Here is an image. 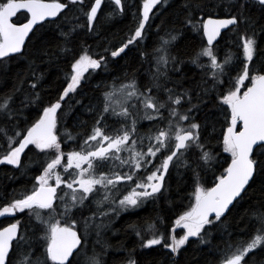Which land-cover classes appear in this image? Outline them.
<instances>
[{
    "label": "snow or ice",
    "instance_id": "snow-or-ice-1",
    "mask_svg": "<svg viewBox=\"0 0 264 264\" xmlns=\"http://www.w3.org/2000/svg\"><path fill=\"white\" fill-rule=\"evenodd\" d=\"M83 2L0 0V64L13 59L12 54L24 55L26 41L28 45L33 43L41 22L56 24V19L71 10L70 5ZM103 3L104 0H93L84 13L89 33L93 32ZM111 3L113 11L108 13L109 17L123 13V0H111ZM166 4L168 0H142V14L130 37L115 50L104 51L115 58L130 45H140L153 27L149 21L160 15ZM256 6L259 15L254 17L251 9ZM179 7L180 23L198 34L202 41L201 47L190 57V63L202 70L200 81L186 88L182 79L174 80L169 76V72L183 71L184 61L172 53L181 31L175 26L165 28L162 21L155 26L157 39L151 53L141 52L145 61L151 56L148 62L154 71L150 82L141 88L133 77L119 85L104 84L107 90L101 93L100 103L85 109L93 116L87 134H73L64 128L63 139L75 145L73 150L63 151L61 137L57 135L58 124L66 116L63 105L67 104L70 94L75 95L78 89L82 91L92 73L98 69L106 71L108 67L105 56L95 53L90 45L81 43L78 53L69 46L73 34L85 25L68 20L71 26L66 32L60 30L55 47L40 41L41 46L33 53L41 64L56 61L58 54L70 57L66 86L57 98L44 104L36 91L44 74L38 72L40 65L35 60L29 62L26 75L17 73L19 79L13 89L0 95V120L13 122L11 135L7 127H0L7 145L0 164L6 162L21 167L22 154L29 146L46 157L52 154L38 169L40 174L33 177L31 191L0 208V216L28 214L30 222L33 219L39 222L32 227L31 223L22 226L17 220L0 228V264H80V256L86 254L89 228L104 227L103 220L97 223L101 217L133 211L148 201L155 203L167 191L165 178L170 175V167H183L192 172L194 203L175 220V225L186 231L179 237L170 235L166 240L157 226V222L163 223L162 218L133 225L136 236L141 239V248L164 242V248L178 255L190 238H197L201 244L208 243L205 237L211 234V229L221 224L231 208L248 196L258 177L261 179L260 202H264V49L258 44V34L264 33V22H261L264 0H182ZM218 8L222 14L217 12ZM22 9L27 10L30 18L13 23V17ZM56 26L59 29V25ZM161 29L163 36L159 35ZM222 31L231 39L221 56L217 45L224 39ZM233 46L242 58L232 52ZM233 72L237 73L235 77L231 75ZM25 80L31 92L23 91ZM169 83L173 87H167ZM161 91L166 95L164 100L160 99ZM17 94L23 97L19 105L16 104ZM213 101L223 109V123L227 127L221 133L222 144L223 150L231 154V162L214 186L205 187L200 183V172L211 171L216 163L210 137L216 123L220 122L211 115L216 109L207 108ZM205 108L207 113L203 119H198ZM25 111L34 116L26 117ZM110 120L114 123H109ZM139 120L152 121L155 130L150 128L142 134L137 130ZM86 124L78 120L75 126ZM193 150L194 158L190 159ZM105 166L107 171L103 170ZM23 167H31V161ZM125 167L128 171H116ZM125 185L129 187L122 193L120 189ZM97 195L99 199L95 198ZM89 197L93 198L91 204L96 211L87 217L77 215L87 207L85 201ZM246 215L255 218L259 227L242 245L227 239L219 264H249L246 260L249 253L264 245V207ZM100 255L93 250L92 256L87 257L88 264H102ZM128 264H136L135 259H130Z\"/></svg>",
    "mask_w": 264,
    "mask_h": 264
},
{
    "label": "trees",
    "instance_id": "trees-1",
    "mask_svg": "<svg viewBox=\"0 0 264 264\" xmlns=\"http://www.w3.org/2000/svg\"><path fill=\"white\" fill-rule=\"evenodd\" d=\"M61 2H64V0H61ZM181 3L182 0H170L160 10V15L149 21L153 27L148 32V38L140 45H130L125 50V53L115 58L111 57L109 52L104 51V49H109V51L115 50V48L119 47L129 38L128 35L132 34L140 18V12L142 11L141 1L125 0V10L123 13L102 18L101 14L107 4V2H104L98 19L94 23L92 33L87 31V21L83 11H80L74 5H70L71 10H66L60 18L56 19V24L46 21L41 23L42 26L36 28V37H33L32 44L28 45L26 42L27 51L23 56L19 54L14 55L13 59L5 60L3 64H0V95L10 92L19 79L17 73H20L22 76L26 75L29 62L35 60L40 65L38 72L44 74L43 80L37 86L36 91L40 93L44 104L57 98L63 87L66 86L65 77L70 71V57L66 58L64 55L58 54L56 61L41 64L40 60L36 59L33 53H35L36 48L41 46L40 41H45L50 46L55 47L59 42L60 30L66 32L71 26L67 22L68 20L85 25L83 29H78L73 34L72 43L69 46L73 48L74 52L78 53L81 48V43L90 45L95 53L105 56L108 60V67L106 71L98 69V71L91 74L87 83L83 84L82 91L78 89L75 95L70 94V97L66 98L68 101L67 104L63 105L66 116L58 124L57 135L61 137L63 151L68 152L73 150L75 145L71 142H65L63 139L64 128H67L73 134H87L93 124V116L87 113L85 109L89 105L100 103L101 93L107 90L103 87L104 84L110 85L112 83L127 82L133 77L141 84V88L150 82V74L154 71L153 65L148 62L151 61V56L149 55L148 61H145L141 57V52L151 53L154 41L157 39V29L155 26L160 25L162 21L164 22L165 28L175 26L181 31L180 37L176 40L172 48V53L184 61L182 65L183 71L181 73L169 72V76L174 80L182 79L184 87L186 88L200 81L203 73L201 69L190 63V57L201 47L202 41L198 34L191 32L189 27L180 23L182 13L179 5ZM217 12L222 14L219 8ZM251 13L254 17L258 16V6L253 7ZM27 18L28 14L23 12L17 15L14 21L15 23H20ZM75 18H78V21ZM261 22H264V20ZM57 24L59 25V29L56 26ZM159 35H164L163 29L160 30ZM222 36H224V39L217 46L219 50L230 46L227 41L231 37L225 35V33ZM258 44L261 49H264V33L258 34ZM234 51L239 56L240 51L237 48H234ZM167 87H173V85L169 83ZM23 91H32L28 87L27 80H25ZM159 95L160 99H166L163 91ZM22 98L21 94H17V105H19V101ZM77 101L80 103H77ZM195 102L193 100V103ZM185 106L187 107V105ZM207 108L216 109L211 115L220 121L216 123L215 132L210 137L211 149L215 155L216 163L211 171L200 172V183L205 187H212L217 177L230 163L231 154L223 150L220 139V132L222 130V114L220 115V112L222 110L215 101L208 105ZM207 108L198 114V119H203L207 113ZM24 115L26 117L34 116V113L25 111ZM78 120L86 121L87 124L83 127H76L75 125ZM109 123H111V120ZM12 125V121L0 120V127H7L9 129V135L12 134L10 131ZM21 126H23L22 122ZM150 128L153 131L155 130L154 127H150L146 122L145 127L142 124L139 130L146 133ZM208 131L212 132V129L209 128ZM0 145H3V147H0V156H3L7 151L3 134H0ZM194 154L195 150H193L189 158L193 159ZM51 155L49 153L46 157L40 150L35 149L34 146H29V149L21 157V167L10 165L6 162L0 164V208L14 199L22 198L23 195L31 191L34 183L33 177L40 174L38 169H40L41 165ZM29 161H31V167H23ZM169 172L170 175L166 176L165 179L167 191L155 203L148 202L139 209L123 212L120 216L113 219L108 227L102 230L99 229L98 231L101 233H95L96 237H94L93 246L92 242L88 240L86 254L80 256V264H88L87 257L92 256L93 250L101 254L102 264H124V262H128L130 259H135L136 264H219L223 255L224 242L227 239L230 238L234 244L239 243L242 245L251 238L256 228L259 227L255 218H249L246 215V212L250 214L257 208L264 207V202H260L261 179L258 177L252 189L249 190L248 196L237 204L236 207L231 208L227 217L222 218L221 224L211 229V234L205 237L208 243L201 244L197 238H190L189 244L178 255L171 254L170 249L164 248L162 244L152 246L151 248H141V239L136 236L132 227L133 225H144L146 222L157 220L159 217L162 218L163 223L157 222V226L160 231H165L167 234L173 228L178 216L194 203L192 197L194 188L191 170L179 167L176 172L174 168L170 167ZM89 208L92 209L93 207L87 205L84 210L85 213L89 214L91 212ZM25 213H27V210H25ZM18 215L19 219L22 218V226L31 223V226L35 227L39 224L34 219L30 222L28 214L19 213ZM241 217H244L243 222L241 221ZM11 220L16 222L13 218ZM245 224H247L246 228ZM38 233L39 230H37ZM177 234H180V230L177 231ZM229 234H231L230 237ZM16 259H19V256ZM246 260H248L249 264H264V245L249 253Z\"/></svg>",
    "mask_w": 264,
    "mask_h": 264
},
{
    "label": "rangeland",
    "instance_id": "rangeland-1",
    "mask_svg": "<svg viewBox=\"0 0 264 264\" xmlns=\"http://www.w3.org/2000/svg\"><path fill=\"white\" fill-rule=\"evenodd\" d=\"M141 1V6H142V0H140ZM170 0H168V2H169ZM90 2V3H89ZM93 1H88V0H84V2H83V4H76V5H74L76 8H78L80 11H83V14L85 13V12H87L88 11V6L92 3ZM104 2H107V4H106V7H104V9H103V12H102V14H101V16H102V18H108L109 17V15H108V13H110V12H112L113 11V5H112V3H111V0H104ZM123 2H125V0L123 1ZM131 4V3H130ZM102 6H103V4H102ZM165 6V5H164ZM124 10H125V4H124ZM124 12V11H123ZM141 12H140V16H141ZM117 15H119V14H117ZM140 19V18H139ZM139 19H138V21H139ZM138 21H137V23H136V25L135 26H137L138 25ZM94 26V25H93ZM128 37H130V35H128ZM234 48H236V47H234L233 46V48H232V52L233 53H235V51H234ZM225 49H226V47L224 48V49H222V50H220V55L222 56L223 54H224V51H225ZM239 56H240V58H242V55H241V53L239 54ZM202 62H204V61H202ZM239 67H240V65L238 64V66H237V68L239 69ZM90 72H91V70H89ZM96 71H98V70H96ZM202 71V70H201ZM93 74V73H92ZM236 72H233V73H231V75L233 76V77H235L236 76ZM85 75H87L88 76V73L87 74H85ZM137 81V83H138V85L140 86V87H142L141 86V84L138 82V80H136ZM122 83H124V82H122ZM120 83H117V85H119ZM245 84H248V82L247 81H245ZM250 86V85H249ZM243 90H245L244 88H242V91ZM95 105H98V104H95ZM218 107H219V105H218ZM225 108L227 107V106H224ZM222 111L220 112V115L223 113V109L222 108H220ZM130 111H134L133 109H130ZM165 115H167V112H165ZM221 119H222V130H221V132H220V134L224 131V130H226V127H227V125L226 124H224L223 123V115L221 116ZM147 122V125H150V127H153V122L152 121H148V120H139V122H138V126H137V130L139 131V132H141L142 134H143V132L142 131H140L139 129H140V127L142 126V124H143V126L145 127V123ZM111 123H114V121L113 120H111ZM161 127H163V124H161ZM145 131H147V130H145ZM148 132V131H147ZM146 132V133H147ZM220 139H221V143H222V136L220 135ZM223 145V144H222ZM35 148V147H34ZM49 155V154H48ZM179 167H177V168H174V170H176V172H177V169H178ZM103 170H105V171H107L108 170V168H107V166H105V168L103 169ZM116 171H120V172H126V171H128V169L125 167L124 169H116ZM142 171V170H141ZM65 179H67V177L65 176ZM63 187H65L64 185H61V188H63ZM129 186L128 185H125L124 187H122L121 189H120V191L122 192V193H124L125 192V190L128 188ZM58 195H60V192H59V189H58ZM96 199H99L100 198V195H97V197H95ZM93 198L92 197H89V200L88 201H85V204L86 205H88V206H92L93 208L91 209V212H94V211H96V207H95V205H93V204H91V200H92ZM148 202H152V201H148ZM148 202H146L145 204H143L141 207H143L144 205H146ZM57 203H58V201H57ZM107 207V205H105L104 206V208H106ZM140 207V208H141ZM85 209H86V207H85ZM84 209V210H85ZM139 209V208H138ZM83 210V212L82 213H78L77 215H82V216H84V217H87V216H89L90 214H91V212L89 213V214H87V213H85V211ZM136 210V209H135ZM45 211V213L47 212V210H44ZM57 211H60V209H57ZM123 212H127V211H120L119 212V214L118 215H116V214H111V215H109L107 218H104V217H101V218H99L98 220H97V223H99L100 222V220H103V223H104V227H102V228H100V230H102V229H104V228H106V227H108L109 225H110V222H112V220L113 219H115V218H117V216H120V214H122ZM19 213H17L16 214V216L14 217V219L17 221V220H19V221H21V219L22 218H18L19 217V215H18ZM12 215V214H11ZM14 215V214H13ZM57 219L59 218L58 216L56 217ZM175 225V224H174ZM178 230H180V234L178 235L177 234V231ZM186 231V229H182L181 227H177V229H176V231H174V235H176L177 237H179V236H181V235H183L184 234V232ZM97 232H99L97 229H95V228H89V240L92 242V246L94 245V237H96V234L95 233H97ZM161 232H165V231H161ZM99 233H101V232H99ZM164 234H166V232L164 233ZM170 235H172V229L170 230V231H168L167 232V234H166V240H167V238H168V236H170ZM96 242L98 243V241L96 240ZM163 243L164 242H162L161 244H162V246H163ZM88 246V245H87ZM93 248V247H92ZM83 255V254H82ZM101 256V255H100ZM20 258V257H19ZM100 259H101V257H100ZM18 260V259H17ZM102 261V260H101ZM129 262V261H128ZM128 262H124V264H128Z\"/></svg>",
    "mask_w": 264,
    "mask_h": 264
},
{
    "label": "flooded vegetation",
    "instance_id": "flooded-vegetation-1",
    "mask_svg": "<svg viewBox=\"0 0 264 264\" xmlns=\"http://www.w3.org/2000/svg\"><path fill=\"white\" fill-rule=\"evenodd\" d=\"M142 12V11H141ZM218 46V45H217ZM17 214V213H16ZM16 214H12V215H9V214H7V215H5V216H3L1 219H0V228H2V227H4V226H6V225H8V224H10V223H13V222H15L14 220H11L12 218L14 219V217L16 216ZM10 220V221H9ZM78 230H80V229H78Z\"/></svg>",
    "mask_w": 264,
    "mask_h": 264
},
{
    "label": "water",
    "instance_id": "water-1",
    "mask_svg": "<svg viewBox=\"0 0 264 264\" xmlns=\"http://www.w3.org/2000/svg\"><path fill=\"white\" fill-rule=\"evenodd\" d=\"M101 8H102V6H101ZM21 12H26V13H27V10H23V9H22V10H20V12L17 13V15H18L19 13H21ZM99 13H100V12H99ZM99 13H98V15H99ZM28 15H29L28 18H30V14H29V13H28ZM14 18H16V16L13 17V20H14ZM50 19H52V18H50ZM25 21H26V20H25ZM25 21H23V22H25ZM45 22H46V21H45ZM13 23H15V22L13 21ZM41 23H43V22H41ZM94 23H95V22H94ZM223 33H224V31H222V34H223ZM26 42H27V41H26ZM12 55L14 56V55H18V54H12ZM238 127H240V126L238 125ZM238 127H237V130H239ZM26 150H27V149H26ZM26 150H25V151H26ZM22 155H23V154H22ZM230 207H231V206H230ZM6 215H7V214H6ZM2 217H3V216H0V219H1ZM10 224H11V223H10ZM8 225H9V224H8ZM6 226H7V225H6ZM6 226H4V227H6ZM176 227H178V226L175 225L174 228L172 229V235L174 234V231H175V228H176ZM2 228H3V227H2ZM173 230H174V231H173Z\"/></svg>",
    "mask_w": 264,
    "mask_h": 264
}]
</instances>
